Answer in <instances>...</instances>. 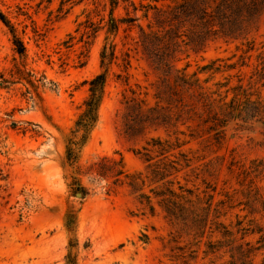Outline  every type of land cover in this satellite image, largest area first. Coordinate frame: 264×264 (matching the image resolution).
I'll use <instances>...</instances> for the list:
<instances>
[{"label": "rangeland", "instance_id": "obj_1", "mask_svg": "<svg viewBox=\"0 0 264 264\" xmlns=\"http://www.w3.org/2000/svg\"><path fill=\"white\" fill-rule=\"evenodd\" d=\"M174 1L0 0V12L25 47L23 58L0 21V72L8 76L16 64L44 76L37 93L25 80L0 87V264H64L68 253L76 264H227V253H204L208 228L194 236L165 217L152 192L165 186L182 196L192 190L189 197L199 206L210 202V218L218 208L216 219L231 226L236 243L260 247L252 264H264V12L238 39H208L202 47L186 44L193 30L174 21L180 35L172 37L170 62L195 80L202 97L183 94L184 124L130 126L125 133L123 95L133 89L152 105L162 86V71L148 63L138 41L139 26L156 30L153 6ZM111 15L116 31L108 29ZM104 45L114 57L102 64ZM156 50L162 56L163 43ZM102 71L98 120L70 165L66 139L88 96V80ZM213 115L226 119L225 126L203 123ZM150 138L179 145L168 153L181 168L168 176L171 183L146 177L151 171L141 147ZM148 154L152 162L159 158L155 150ZM103 156L122 158L130 174L142 172L141 189L86 173ZM77 179L84 193L76 191ZM141 193L151 196L154 214ZM67 213L75 217L72 231ZM240 227L248 228L243 239Z\"/></svg>", "mask_w": 264, "mask_h": 264}, {"label": "trees", "instance_id": "obj_2", "mask_svg": "<svg viewBox=\"0 0 264 264\" xmlns=\"http://www.w3.org/2000/svg\"><path fill=\"white\" fill-rule=\"evenodd\" d=\"M117 0H110L111 5L116 4ZM155 9L153 19L157 27L154 30L151 24H148L149 31H145L139 26V42L145 54L148 63L155 69L162 71L160 77L162 86H157L153 97L154 104H149L146 99L140 98L135 90L131 89V95H123L122 101V122L123 126H127L125 133H128L130 126H176L178 123L184 124L183 113L187 110V104L184 102V93L191 92L190 96H201L198 92L195 80L189 77L179 69L174 68L170 62L169 55L172 53V37H179L176 31V25L172 27L174 21L178 24L187 23L192 29V38L186 42L191 47H202L208 39L221 37L225 41L238 39L240 35L246 33L249 26L264 12V0H175L173 4L167 3L165 7L153 6ZM129 18L126 21H133ZM0 21L8 28L12 35V44L15 52L20 57H25V47L19 36L15 33L13 24L0 12ZM168 25V28H165ZM218 26V27H216ZM118 25L113 16H110L109 31H116ZM216 27V28H215ZM163 43L164 51L162 56L156 54V46ZM194 49V48H193ZM101 63L106 59L114 57V51L106 52V46L100 54ZM127 60V65H128ZM194 75V74H192ZM17 79V80H15ZM44 76L35 78L30 70H25L24 65L21 67L14 65L9 70L8 76L4 72H0V87L8 88L9 85L25 80L37 93L38 87L44 85ZM106 82V72L102 71L90 80H88V96L84 99L82 110L78 114L74 127L70 130V135L66 139V160L71 165L77 163L80 148L87 141L92 128L98 120L99 107L104 95V87ZM31 93L30 89H27ZM164 101L165 104L162 102ZM203 123L207 126H225L226 119L218 116H208L203 119ZM176 146L168 144L167 140L159 138H150L145 141L141 149L145 152L144 160L147 162L146 167L150 169V176L146 177L153 183H171L168 176L181 168L176 166L178 160L168 157V153ZM155 150L157 160L152 162L153 156L148 154L149 151ZM141 150H139L140 152ZM179 155L185 161L184 166H188V160L182 152ZM86 173H91L97 178L112 179L117 185L126 184L131 190L138 191L145 180L142 178V172L130 174L124 169L122 158L115 159L103 156L97 161L90 164ZM5 174L0 167V179H4ZM181 187V186H180ZM76 191L85 192L77 179ZM154 197L161 209L165 212V217L173 218L182 222L191 230H194V236H203L208 228V240L206 242L205 254L222 252L229 254L230 260L227 264H252L250 256L259 246H252L249 241L236 243L234 232L230 225L218 221V208H213V217L210 218V202L206 206H199L200 202H193L189 197L193 191L188 189V196H182L176 193L169 186L163 189L152 190ZM150 214H154L155 207L151 202V196L141 193ZM179 197L183 198L181 202ZM211 198V197H209ZM75 217L72 213L65 215V226L67 230L74 229ZM237 221L236 225H239ZM248 228H237V232H241V239L247 233ZM253 232V231H252ZM219 235L216 240L210 239L212 235ZM260 238H262L260 236ZM260 241V240H258ZM74 245V241L70 242V246ZM64 264H76V258L71 253L65 257Z\"/></svg>", "mask_w": 264, "mask_h": 264}]
</instances>
